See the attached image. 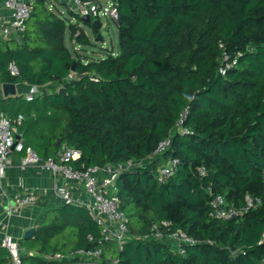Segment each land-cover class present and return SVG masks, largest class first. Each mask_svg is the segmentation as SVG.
I'll use <instances>...</instances> for the list:
<instances>
[{
	"label": "trees",
	"instance_id": "obj_1",
	"mask_svg": "<svg viewBox=\"0 0 264 264\" xmlns=\"http://www.w3.org/2000/svg\"><path fill=\"white\" fill-rule=\"evenodd\" d=\"M48 1L34 0L27 19L33 29L26 28L20 42L0 39V84L55 86L34 96L48 113L38 117L33 109L25 125L22 114L24 146L43 159L61 145L77 149L72 164L80 170L141 163L115 181L128 217L129 238L121 249L102 240L83 207L63 203L52 207L54 222L38 217L39 228L27 239L39 244V253L22 254L21 264L26 257L37 264L79 263L83 256L69 254L95 248L102 250L101 264H113L107 257L117 264H264V0H111L118 52L98 58L71 53L67 29L74 45H89V37L78 22L67 25ZM11 60L17 76L7 71ZM184 111L180 126L191 133L176 125ZM166 138V150L155 153ZM171 157L177 159L174 174L158 181V167ZM209 190L240 209L246 195L260 203L228 220L213 219ZM162 221L191 238L184 254L147 237ZM68 227L75 230L71 248L60 239L46 247ZM46 253L65 258L45 259ZM1 254L0 264H11L7 251Z\"/></svg>",
	"mask_w": 264,
	"mask_h": 264
},
{
	"label": "built area",
	"instance_id": "obj_2",
	"mask_svg": "<svg viewBox=\"0 0 264 264\" xmlns=\"http://www.w3.org/2000/svg\"><path fill=\"white\" fill-rule=\"evenodd\" d=\"M33 0H0V5L7 11L0 14V39L12 40L19 38L25 31V24L32 9ZM74 8H68L81 15H88L91 20L97 19L99 5L95 2H81L75 0ZM109 14L116 20V8L112 4L108 10ZM7 71L11 76L19 74L17 64L11 60L7 63ZM223 71V70H221ZM31 92L26 98L33 97ZM186 112L181 113L176 125L181 128V132L189 133L186 127H181ZM23 121L22 114L10 117L0 111V179L4 176L5 170L11 166L10 154L23 152V165L34 166L41 171L48 172L51 175L53 184L46 190L45 194H52L59 201L65 204H74L83 207L91 218L99 225L103 241H114L119 249L129 238L128 217L123 210L119 208V198L117 197V188L115 181L122 171L133 168L141 163V160H128L118 163H105L103 165L87 166L84 169H76L72 162L80 156V151L74 148L61 145L54 156L41 158L34 149L24 146L23 140L18 135V128ZM191 133V132H190ZM170 143V138L161 140L155 148V153H161L166 150ZM144 161V160H143ZM177 159L171 157L166 163L157 169L156 178L158 181H164L172 176L175 171ZM200 175L205 173L203 166L199 167ZM77 183L81 188L74 191L71 183ZM210 198L208 200L207 214L210 218L218 220H228L239 215L242 211L248 210L260 203L259 197L246 195L244 206L240 209L228 204L223 195L208 191ZM1 193V186H0ZM33 196L30 192L17 194L15 204L11 206L9 212L20 210L25 205L31 203ZM151 239L161 240L169 243L174 250L184 254L183 244L191 243L192 240L181 230H171L169 222L162 221L153 224L150 234ZM91 240L92 237L89 235ZM3 246L8 249L12 264H21V253L18 246L10 241L8 237L2 241ZM101 248L93 250H76L69 254L70 256L81 255L83 261L70 264H101ZM53 259L65 258L63 254L55 253L49 256ZM113 264H117L116 259L106 258Z\"/></svg>",
	"mask_w": 264,
	"mask_h": 264
},
{
	"label": "rangeland",
	"instance_id": "obj_3",
	"mask_svg": "<svg viewBox=\"0 0 264 264\" xmlns=\"http://www.w3.org/2000/svg\"><path fill=\"white\" fill-rule=\"evenodd\" d=\"M75 0H49L46 2L48 4V7L58 13H61L63 17L67 18L68 21H66V24L69 23H79V26L84 30L85 34L89 37L90 44L86 46H80L78 44L74 45L73 41L69 38V31L68 29L65 32V45L69 48V50L77 49L81 53H84L85 56L88 55L93 58L102 57L105 55L106 50H112L113 53L118 52V40H117V29L114 22V17L109 14L108 10L111 5V0H96L99 5L100 9L98 10V19L101 23V27L98 29V33L95 36L92 28L88 24L82 23L79 19H76L75 15L69 13L68 6L71 8H74ZM34 2V0H33ZM33 4V3H32ZM27 29H33L31 28V21H27L25 24V30ZM29 29V30H30ZM24 33V32H23ZM23 35V34H22ZM22 35L19 38H13L12 40H15L17 42L21 41ZM100 36V38H97V36ZM83 48V50H81ZM49 89L47 88H39L37 90L38 94L47 93ZM41 107H39L40 105ZM40 108V109H38ZM33 109L34 112H37L38 117L42 116L46 113H48L47 106H43L41 104L40 100H35L34 97L31 99H27L26 97L20 96H7L4 97L3 100H0V110L4 111V113L8 116H14L17 113H22L26 120L24 122V125L31 122L33 118ZM33 144H36V140H31ZM58 204L53 203L50 206H48L46 209H44L40 215L39 218H42L43 224H49L51 222H54L58 218V212L56 210H53L52 207H56ZM38 220V217L36 221ZM75 230L71 227L66 228L60 235L56 236L55 238H52L46 247L53 246L55 241H58L60 239V243H65L66 248L69 249L72 247L73 242L75 241L76 237L74 235ZM19 250L21 255L29 252H34V254L39 253V244L36 243V241L32 239H23L22 241H19ZM69 251V250H68ZM47 255H44L45 259L49 258V253H46ZM107 254H105L106 257ZM22 264H37L36 261L33 258L26 257Z\"/></svg>",
	"mask_w": 264,
	"mask_h": 264
},
{
	"label": "crops",
	"instance_id": "obj_4",
	"mask_svg": "<svg viewBox=\"0 0 264 264\" xmlns=\"http://www.w3.org/2000/svg\"><path fill=\"white\" fill-rule=\"evenodd\" d=\"M7 11L0 5V14H5ZM16 95L27 97L31 92L33 97L37 95L39 88H48L49 91L55 89L52 84L44 86L27 85V84H15ZM3 97L2 90L0 88V98ZM32 97V98H33ZM22 114V113H19ZM13 117V116H12ZM19 135V133H18ZM20 136V135H19ZM11 166L8 167L4 176L0 179L1 193H0V255L1 251H7L8 249L3 246L2 241L8 237L10 241L16 244L19 248V241L23 240V232L30 227H37L36 219L39 214L49 204H63L58 198L52 194H45L46 190L53 184L51 175L48 172L41 171L34 166L23 165L25 158L23 152L13 151L10 154ZM79 193L81 188L77 183H71ZM24 192H30L33 196L31 203L25 205L20 210L15 212H9L11 206L15 204V197L17 194H24ZM10 256V255H9ZM50 256V255H49ZM11 262V258H9ZM12 264V262H11Z\"/></svg>",
	"mask_w": 264,
	"mask_h": 264
},
{
	"label": "water",
	"instance_id": "obj_5",
	"mask_svg": "<svg viewBox=\"0 0 264 264\" xmlns=\"http://www.w3.org/2000/svg\"><path fill=\"white\" fill-rule=\"evenodd\" d=\"M80 21L84 24L86 23H90L91 24V28L93 30V32L96 33L97 35V31L99 29V27H101V23L99 21V19H93L91 20V18L88 16V15H81L80 16ZM97 38H100V36L98 35ZM74 64L75 62H72V65H71V70H73L74 68ZM0 88L2 90V93H3V97H7V96H15L16 95V86L14 83H11V82H3L0 84ZM58 92L60 94H64L65 93V88L64 87H59L58 89ZM62 138L61 137H58L56 139V142H55V146H58L61 142ZM39 227H30L28 229H26L24 232H23V239H27L29 237L32 236L33 232L38 229Z\"/></svg>",
	"mask_w": 264,
	"mask_h": 264
}]
</instances>
